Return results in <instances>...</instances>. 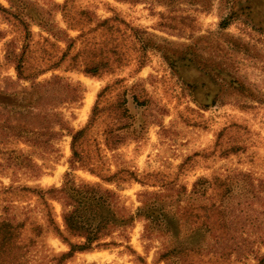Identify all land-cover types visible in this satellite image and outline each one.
<instances>
[{
  "label": "rangeland",
  "instance_id": "374dc122",
  "mask_svg": "<svg viewBox=\"0 0 264 264\" xmlns=\"http://www.w3.org/2000/svg\"><path fill=\"white\" fill-rule=\"evenodd\" d=\"M0 5L7 10L0 11V217L21 219L29 210V220L45 225L37 196L21 188L61 185L70 171L71 133L88 125L94 109L85 148L100 175L116 177L71 173L77 182L117 192L134 214L148 209L149 217L138 213L127 244L77 252L66 264H165L159 256L167 250L173 264H256L255 255L264 254V16L243 13L222 28L223 0ZM77 12L90 14L83 27L71 21ZM40 19L78 37L57 68L35 79L60 91L68 84L79 95L55 106L65 129L44 149L15 136L12 95L30 81L17 82L9 55L29 30L37 42L30 64L42 47L44 58L61 56L57 46L66 44L42 31ZM85 47L104 50L106 63L96 75L71 61L77 52L81 60ZM48 202L62 228L60 203ZM38 243L52 253L69 249L51 230ZM241 243L247 255L239 257Z\"/></svg>",
  "mask_w": 264,
  "mask_h": 264
},
{
  "label": "trees",
  "instance_id": "16d2710c",
  "mask_svg": "<svg viewBox=\"0 0 264 264\" xmlns=\"http://www.w3.org/2000/svg\"><path fill=\"white\" fill-rule=\"evenodd\" d=\"M223 1L228 13L220 22L222 28H226L232 20L243 13L249 15L251 12H257L264 16V0ZM0 11L7 12L6 8L1 5ZM62 15L64 18V14ZM76 16V18H71V21L81 25V27L90 21L89 12H77ZM15 18L18 25L29 26L25 21L18 18V15ZM36 23L42 31L49 34V37H52L56 42L65 43L66 47L57 46L62 52L58 59L50 55L44 58L43 56L47 51L42 47L40 48L42 55L40 60L34 65L30 64L29 59H32L33 53H36L34 47L37 42L32 41L31 31L26 30V42L17 49V52L13 49L9 52L14 64L17 82L30 81L28 87L20 86V90L12 95L15 115L13 129L17 138H23L31 146L44 149L49 148L52 140L57 138L60 131L65 129L62 113L57 112L55 106L73 100L75 96L77 99L79 95L78 91L71 90L68 84L60 85L62 88L60 91L58 87L48 88L47 86L52 84L50 81L40 83L36 82L35 79L47 70L57 68L68 55L78 37L76 39L69 37L64 30L53 27L49 22H44L43 19ZM42 40L44 44L53 45L46 37H42ZM12 42L14 41H9V44ZM84 50L86 55L81 60H76L78 52L71 58V61L75 62L73 65L82 67L84 73L98 74L100 68L106 63L103 58H100V56H104V50L101 47L98 49L99 52H93L89 47H85ZM224 74L229 75L227 72ZM228 81L236 83L233 78H229ZM94 112L93 109L90 122L86 127L71 133V155L68 160L70 171L65 173L61 185L45 190L21 188V190L33 192L37 196L39 204L42 206L41 212L45 218V225L38 224L35 220H29V216H26L29 210L21 213V219L9 214L0 217V264H66L77 252L89 251L97 247L118 246L123 242L128 243L129 231L141 211L138 209L136 214L132 213L121 201L117 192L100 184L77 182L71 173L77 169H85L107 182L116 177L115 174L100 175L97 164L91 163L89 160L84 138L92 123ZM32 167H35V171L39 173L37 165L34 164ZM37 175L36 173L35 176ZM50 199L59 202L61 205L62 228L55 221L53 208L48 202ZM148 213V209H146L141 214L149 217ZM48 230H51L67 244L69 247L67 252L52 253L44 247V244L39 245L38 239ZM69 236L75 238L76 241L68 240ZM260 243L263 244V242ZM224 247L225 249L228 248L226 240ZM236 252L239 257L247 255L243 243L236 244ZM170 258L168 250L159 256V259H163L165 264H173L170 262ZM255 258L256 264H264V254H256Z\"/></svg>",
  "mask_w": 264,
  "mask_h": 264
}]
</instances>
